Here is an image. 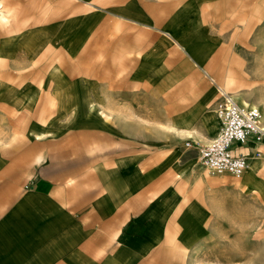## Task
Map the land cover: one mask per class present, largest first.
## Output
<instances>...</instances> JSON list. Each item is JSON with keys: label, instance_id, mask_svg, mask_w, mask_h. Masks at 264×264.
<instances>
[{"label": "rangeland", "instance_id": "rangeland-1", "mask_svg": "<svg viewBox=\"0 0 264 264\" xmlns=\"http://www.w3.org/2000/svg\"><path fill=\"white\" fill-rule=\"evenodd\" d=\"M210 8L195 0H0V44L21 45L26 50L8 53L10 63L20 60L22 64L10 66L8 75L25 73L26 87L33 91V83H28L33 81L30 73L40 70L43 83L35 87L43 100L40 120L48 127L39 138L41 166L48 169L51 162L58 163L54 166L55 177H59L55 197L68 191L62 207L77 208V220L88 216L98 199L92 202V196L98 197L104 185L116 178L119 182L134 176L141 184V196L156 180L166 187L182 182V176L169 171V166L154 176L148 163L154 152L164 153L170 146L163 138L181 127L197 128L210 136L202 139L207 140L202 145L219 133L222 123L217 111L219 95L212 84L215 80L240 104L259 107L264 125V7L258 0H219ZM30 31L39 42L34 47L28 43L29 35L22 36ZM1 70L0 75H6ZM86 87L96 90L97 97L114 95L106 106L97 103V97L90 98L91 102L94 99L92 114L104 116L107 128L103 132L87 127L91 111L88 115L75 104L67 108L62 101L68 88L81 99ZM49 94L56 97L55 104L62 111L49 112ZM214 117L219 119L218 129ZM202 145L197 143L194 154L197 169L202 167L199 183L207 186L203 183L208 182L206 176L219 174L210 173L202 162ZM114 168L122 178L112 173ZM192 177L193 181L200 179L196 174ZM26 183H19L20 191L28 189L30 183ZM217 183L213 187L219 199L214 202L217 211L207 216V221H215L210 231L186 244L153 245L152 253L164 259L162 264H264L260 240L264 213L257 208L264 206L263 198L257 194L249 201H239L224 191V184ZM186 187L184 182L180 185L181 197H185ZM46 199L44 208L50 204ZM78 199L79 203L85 201L75 206ZM238 205L250 210L243 229L232 227L241 225L242 214L224 212ZM137 210L141 219L145 206ZM45 215L48 220L49 214ZM42 222H46L44 217ZM169 231L177 233V229ZM121 234L125 238L136 235V239L144 235L142 228L130 230L127 225Z\"/></svg>", "mask_w": 264, "mask_h": 264}, {"label": "crops", "instance_id": "crops-1", "mask_svg": "<svg viewBox=\"0 0 264 264\" xmlns=\"http://www.w3.org/2000/svg\"><path fill=\"white\" fill-rule=\"evenodd\" d=\"M217 1L219 0H195L196 4L210 6V9L215 7ZM234 1L231 0V2ZM239 1L241 3L244 0ZM258 4L264 7V0H258ZM28 35L29 45L34 47L39 43L37 38L36 40L34 38L37 35L32 31L22 36ZM22 41L24 43V40ZM7 48L12 50H6ZM15 49L22 50L21 53L25 50L21 45L9 47L0 44V68L6 74L0 75V182H2L0 185V264H162L163 258L152 253L153 245L157 243L186 244L192 242L195 236L199 239L202 238V233L210 231L215 221H207V216L209 212L214 213L217 209L214 202L217 203L219 199L213 188L219 184L217 182L224 184V191L232 193V196L237 197L239 201H249V198L251 200L257 194L264 200V138L257 140L250 136L244 143L232 144L233 153L247 156L249 163L246 172L237 177L239 179L234 178L236 176L230 173H220V176H206L208 182L203 183L207 186H203L199 183L203 179L202 167L197 169V157L194 152H196L197 143L201 146L202 142L207 141L202 139L210 136L200 133V129L197 128L181 127L177 133L168 134L163 138L164 143L170 146L164 153L154 152L147 167L155 176L159 170L165 171L169 166V171L182 176L181 183L175 182V185L166 187L156 180L152 187L145 189L146 195L141 196L142 192H138L141 184L134 176L132 178L129 175L128 180L124 177L119 182H115L116 178L115 181L109 182L114 188L108 191V184L104 185L103 192L98 194V197L92 196V202L98 199L96 204L92 203L95 206L88 216L91 215L96 219L89 220L88 216H85L84 219L77 220L74 215L77 208L64 210L62 207L64 204L61 201H68V191L65 193L63 191L61 196L55 197V194H58L55 191V181L59 180V177H55L57 169L54 166L58 163L51 162L48 169L41 166L43 153L39 138L48 131V127L40 120L43 100L35 86L42 84V78L38 70L30 73L32 77L34 76L29 78L33 81L28 82L33 83L34 87L31 91L26 87L25 73H18L17 76L12 77L8 75L7 69L10 66L21 67L22 65L20 60L11 61V63L8 60V53L11 51L15 53ZM206 75L209 73L206 72ZM212 84L220 96L219 90L223 87L216 80ZM90 87H86L81 99L76 98L68 88L62 101L67 108L75 104L85 108L88 115L91 111L92 120L87 127L94 126L96 129H91L103 132L107 125L102 119L103 115L92 114L94 99L91 102L90 98H96L98 95L96 90ZM51 97L49 111L61 110L60 106L55 104L56 97L53 98L52 94H49V99ZM113 101L114 95L103 94V97H97V103H104L103 106L110 105ZM27 116L30 119H27ZM214 118L218 126L219 119ZM39 132L42 134L37 135ZM216 132H210V134L213 136ZM242 147L246 148L245 151H237ZM252 165L256 168H249ZM117 170L114 168L109 172L112 171L114 175L122 178L120 170ZM195 174L199 175L201 180L193 181L192 176ZM21 181L30 183L28 189L19 190ZM183 182L187 185L186 192L184 191L185 197H181L183 194L180 185H183ZM52 197L58 199L60 197L61 200L55 201ZM45 199L49 200L50 204L44 208L42 201ZM79 200L75 201V206L85 201L82 200L79 203ZM142 206H145V210L141 211L142 214L139 215L141 219H138L137 209ZM247 208V205H238L235 209L234 206H230L224 211L242 214L244 220L241 221V225H232V227L242 229L247 227L245 223L249 222L246 220L249 218L248 211L250 212ZM257 208L264 213L263 205ZM59 212L60 214H57ZM47 213L48 220L45 215ZM43 217L46 221L44 224ZM260 223V228L264 230V221ZM124 225H127L130 230H135L136 227L142 228L144 235L141 234L142 236L137 239L136 235L125 238L121 234ZM59 227L63 232L58 231ZM176 229V235L169 231ZM43 231L46 232V238ZM260 240L264 244V235ZM146 249L150 251L146 252Z\"/></svg>", "mask_w": 264, "mask_h": 264}, {"label": "built area", "instance_id": "built-area-1", "mask_svg": "<svg viewBox=\"0 0 264 264\" xmlns=\"http://www.w3.org/2000/svg\"><path fill=\"white\" fill-rule=\"evenodd\" d=\"M217 111L222 126L210 142L202 145L200 158L210 173H230L240 177L248 164L247 156L236 155L232 151L234 142L244 143L253 136L264 138V125L259 107L240 104L235 97L220 89Z\"/></svg>", "mask_w": 264, "mask_h": 264}, {"label": "bare ground", "instance_id": "bare-ground-1", "mask_svg": "<svg viewBox=\"0 0 264 264\" xmlns=\"http://www.w3.org/2000/svg\"><path fill=\"white\" fill-rule=\"evenodd\" d=\"M96 37H97V36H96ZM107 37H108V36H107ZM98 38H99V37H98ZM91 40H92V39H91ZM99 41H100V40H99ZM105 41H106V40H105ZM50 44H51V43H50ZM90 53H91V52H89V54H90ZM89 54H88V55H89ZM114 54H115V53H114ZM57 55H58V54H57ZM68 56H69V55H68ZM68 56H67V58H68ZM90 56H91V55H90ZM86 57H87V56H86ZM57 58H58V57H57ZM71 58H72V57H71ZM74 59H75V58H74ZM58 60H59V59H58ZM65 60H66V59H65ZM88 60H89V59H88ZM88 60H87V61H88ZM87 61H86V62H87ZM65 63H66V62H65ZM72 63H73V62H72ZM63 64H64V63H62V65H63ZM75 64H76V63H75ZM41 65H42V64H41ZM62 65H60V66H62ZM76 66H78V65L76 64ZM79 66H80V65H79ZM79 66H78V67H79ZM47 67H48V66H47ZM51 67H52V66H51ZM89 67H90V66H89ZM81 68H82V67H81ZM84 68H86V67H84ZM48 69H49V68H48ZM50 69H51V68H50ZM50 69H49V70H50ZM38 70H39V69H38ZM77 70H78V69H77ZM39 71H40V70H39ZM47 71H48V70H47ZM78 71H79V70H78ZM37 72H38V71H37ZM34 73H35V72H34ZM83 73H84V72H83ZM83 73H82V74H83ZM92 74H93V73H92ZM34 75H35V74H34ZM39 75H40V73H39ZM40 76L42 77V75H40ZM44 76H45V74H44ZM33 77H34V76H33ZM38 78H39V76H38ZM90 78H91V77H90ZM42 79H43V77H42ZM42 79H41V80H42ZM42 83H43V82H42ZM57 103H58V102H57ZM57 103H56V104H57ZM55 110H56V109H55ZM49 112H50V111H49ZM51 112H52V111H51ZM56 112H57V111H56ZM50 114H51V113H50ZM52 117H53V116H52ZM41 134H42L41 132L37 133V135H41ZM51 150H52V149H51ZM248 166H249V164H247L246 168H248ZM253 167H255V165H252V166H250L249 168H253ZM28 168H29V167H28ZM55 168H56V167H55ZM246 168H245V170H246ZM255 168H256V167H255ZM79 172H80V171H79ZM25 173H26V172H25ZM26 174H27V173H26ZM73 175H74V174H73ZM219 176H220V175H219ZM61 177H62V176H61ZM74 187H75V186H74ZM112 188H114L113 185H111V184H108V185H107V190H108V191H110ZM74 190H75V189H74ZM58 229H59L58 231L63 232L61 227H59ZM65 231H66V230H65ZM45 233H46V232H45ZM45 233H44V231H43L44 236H45ZM65 234H67V232H66ZM175 253H176V252H175Z\"/></svg>", "mask_w": 264, "mask_h": 264}]
</instances>
